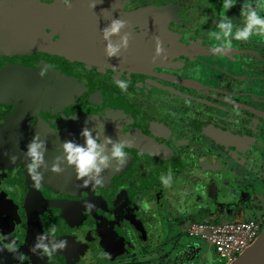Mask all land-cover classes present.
Returning <instances> with one entry per match:
<instances>
[{
    "label": "flooded vegetation",
    "instance_id": "af4514ba",
    "mask_svg": "<svg viewBox=\"0 0 264 264\" xmlns=\"http://www.w3.org/2000/svg\"><path fill=\"white\" fill-rule=\"evenodd\" d=\"M1 1L21 4L22 15L46 9L36 37L64 42L66 54L0 55V264H166L174 233L191 238L192 222L255 220L263 228L264 49L257 37L213 53L210 33L223 14L202 10L205 0H73L68 9L59 0ZM152 8L159 13L150 20ZM187 13L196 18L183 19ZM116 18L127 22L121 34L130 40L109 58L100 31ZM154 37L166 58L155 56ZM136 46L148 57L136 56ZM118 79L130 81L127 92ZM89 118V128L101 127V142L104 135L130 142L127 163L105 170L102 186H84L66 165L33 181L23 155L33 136L46 141L51 165L62 141L83 143ZM169 170L166 187L161 177ZM225 189L236 196L224 199ZM52 226L67 247L51 257L33 251ZM201 245L205 251L190 252L187 264H223Z\"/></svg>",
    "mask_w": 264,
    "mask_h": 264
},
{
    "label": "clouds",
    "instance_id": "9594fccd",
    "mask_svg": "<svg viewBox=\"0 0 264 264\" xmlns=\"http://www.w3.org/2000/svg\"><path fill=\"white\" fill-rule=\"evenodd\" d=\"M62 7L68 9L72 6L73 0H59ZM102 2V0H101ZM237 0H223L222 8L225 13L236 6ZM96 3H90L89 7L94 8ZM264 0H243L240 4V15L244 18L243 25L237 26L233 20L226 14L221 16L215 25L217 31L210 33L217 43L211 48L213 53H222L232 47V41L246 42L254 35L264 36ZM128 27L126 21L119 18L112 19L110 23L100 31L101 39L105 42L104 52L109 58H118L122 51H126L129 45L130 34L123 31ZM113 37H119L118 41H113ZM155 56L166 58V49L159 37H154ZM129 80L118 79L116 84L121 91L127 92ZM89 120L85 121V126L80 132L83 143L75 140L62 141L58 149L62 155H56L51 165L45 161L47 151L46 141L40 138L36 133L32 140L26 145V151L23 155L26 159V167L30 178L38 185L43 181L45 172L53 174H62L67 167H71L77 179L84 181V186L94 183L96 186H102L105 180L103 173L115 164V170L123 167L127 163V152L125 148L130 142L122 139L113 140L111 137L104 135L103 142L100 140L102 135L101 127L94 125L89 128ZM16 160L15 156L10 158ZM161 181L164 186L169 187L172 183V173L169 170L167 176H162ZM86 208L94 207L92 204H86ZM56 227L52 226L47 233L40 234L36 237V243L33 251L42 250L43 254L51 257L59 250L67 247L66 240H56Z\"/></svg>",
    "mask_w": 264,
    "mask_h": 264
},
{
    "label": "water",
    "instance_id": "95a60500",
    "mask_svg": "<svg viewBox=\"0 0 264 264\" xmlns=\"http://www.w3.org/2000/svg\"><path fill=\"white\" fill-rule=\"evenodd\" d=\"M18 4H10L4 1L0 3V55H25L36 51L66 54L64 42L48 43L43 36L41 40L36 37L35 33L37 32L35 31L46 21L45 17L48 14L46 9L22 15L24 9L21 4ZM232 9L237 10L240 16L238 6ZM146 12L147 16L151 14L150 20H152L158 16L159 10L152 8ZM138 16L143 18V14H137L136 17ZM134 52L136 56L139 55L138 57H148L146 50L140 46H136ZM231 142L230 146L233 148L238 146L233 140ZM178 241L179 239H176L172 248L167 249L168 262L166 264H187L190 252L196 251L198 256L205 251L199 241L187 245H179ZM149 262H152V259ZM232 264H264V226L252 245L239 255Z\"/></svg>",
    "mask_w": 264,
    "mask_h": 264
},
{
    "label": "built area",
    "instance_id": "2783aa9c",
    "mask_svg": "<svg viewBox=\"0 0 264 264\" xmlns=\"http://www.w3.org/2000/svg\"><path fill=\"white\" fill-rule=\"evenodd\" d=\"M262 226L258 221L192 222L187 236L206 242L223 264H232L257 239Z\"/></svg>",
    "mask_w": 264,
    "mask_h": 264
},
{
    "label": "rangeland",
    "instance_id": "374dc122",
    "mask_svg": "<svg viewBox=\"0 0 264 264\" xmlns=\"http://www.w3.org/2000/svg\"><path fill=\"white\" fill-rule=\"evenodd\" d=\"M242 2H243V0H237L236 6H238L240 8V4ZM222 3H223V0L222 1L221 0H205L204 2H202L201 8H202V10H206L207 13L210 14L212 17L216 16L218 13H222L223 15L226 14L228 17H230L233 20V22L237 26H239L240 23H243L244 18L241 15L239 16L237 10L231 9L227 13L222 12V11H224V9L222 8ZM194 18H196L194 13H191V14L187 13L183 17V19H186V20H190V19H194ZM220 175H221V173L218 172L214 176H215V178H219ZM240 177H245V174H240ZM234 191L235 190H231V189L227 190V189H225L224 192H223L224 197H225L224 199L230 200L231 198H234L236 196V194H237ZM242 219H247V216L243 217ZM179 232L174 233L175 235L178 234L179 245H181V244L187 245V244H190L192 242L191 238H187V237L183 236ZM215 260L218 263H223V259H221V258H219L217 256L215 257Z\"/></svg>",
    "mask_w": 264,
    "mask_h": 264
},
{
    "label": "crops",
    "instance_id": "0c3cea01",
    "mask_svg": "<svg viewBox=\"0 0 264 264\" xmlns=\"http://www.w3.org/2000/svg\"><path fill=\"white\" fill-rule=\"evenodd\" d=\"M242 25H243V24H242ZM253 37H257V38L259 39V42L262 43V48L264 49V37H263V36H256V35H254ZM192 242H196V241L193 240ZM192 242H191V243H192ZM197 242H198V241H197ZM191 243H190V244H191Z\"/></svg>",
    "mask_w": 264,
    "mask_h": 264
}]
</instances>
